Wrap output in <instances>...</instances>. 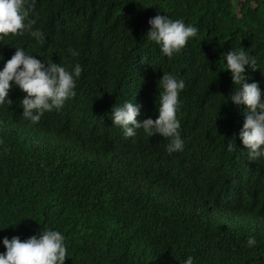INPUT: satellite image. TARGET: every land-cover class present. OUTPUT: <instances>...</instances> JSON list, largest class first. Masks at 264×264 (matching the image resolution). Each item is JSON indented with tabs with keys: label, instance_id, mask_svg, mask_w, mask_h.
I'll use <instances>...</instances> for the list:
<instances>
[{
	"label": "trees",
	"instance_id": "1",
	"mask_svg": "<svg viewBox=\"0 0 264 264\" xmlns=\"http://www.w3.org/2000/svg\"><path fill=\"white\" fill-rule=\"evenodd\" d=\"M33 30L0 38V70L16 48L82 74L75 97L33 124L25 93L0 105V254L3 239L45 230L64 237V264H264V158L239 138L246 106L224 54L256 61L247 83L264 93V0H28ZM157 14L198 29L172 57L146 37ZM69 49L79 52L73 56ZM179 94L182 151L143 129L126 137L112 108L133 102L138 122L158 118L159 80ZM234 138L235 150L227 143ZM254 236L256 244L248 247Z\"/></svg>",
	"mask_w": 264,
	"mask_h": 264
},
{
	"label": "clouds",
	"instance_id": "2",
	"mask_svg": "<svg viewBox=\"0 0 264 264\" xmlns=\"http://www.w3.org/2000/svg\"><path fill=\"white\" fill-rule=\"evenodd\" d=\"M28 0H0V38L9 35L23 36L28 33L37 43H45V35L33 30L35 19H29ZM150 30L146 37L160 46L161 52L172 57L187 45L189 38L195 37L198 29L186 25L182 20H172L165 15L157 14L149 19ZM73 56L79 52L69 49ZM227 71L231 73L234 92L230 101L237 107L246 106L247 114L239 138L248 151V159L255 161L264 158V93L257 83H247L244 75L246 66L256 70V61L243 49L230 50L224 54ZM82 74V67L76 64L71 70L51 61L42 63L32 55L16 48L14 55L0 70V105L5 102L10 106L12 101L6 99L14 82L26 95L21 100L22 116L33 124L39 122L45 112L59 110L64 103L75 97L76 80ZM158 118H148L138 122L140 106L125 102L122 106H113V125L123 129L126 137L135 136V129H143L149 136L159 135L169 139L166 151L171 154L183 150L180 136V121L177 110L180 104L179 94L185 88V81L172 74H163L159 80ZM228 151L235 150L234 138L227 143ZM65 237L54 230L40 232L21 241L19 237L11 240L4 238L2 243L5 252L0 254V264H64L67 258ZM256 239H247L248 247H253ZM184 264H193L189 256Z\"/></svg>",
	"mask_w": 264,
	"mask_h": 264
}]
</instances>
